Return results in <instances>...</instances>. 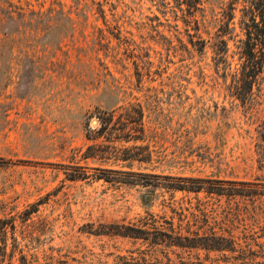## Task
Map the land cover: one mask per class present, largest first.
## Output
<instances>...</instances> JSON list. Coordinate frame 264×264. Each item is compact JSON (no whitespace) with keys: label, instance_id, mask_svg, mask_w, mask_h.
<instances>
[{"label":"rangeland","instance_id":"obj_1","mask_svg":"<svg viewBox=\"0 0 264 264\" xmlns=\"http://www.w3.org/2000/svg\"><path fill=\"white\" fill-rule=\"evenodd\" d=\"M228 1L200 0L197 25L188 0H0V216L37 206L29 264H114L147 245L115 228L264 231L249 197L172 186L264 175V81L243 104L214 67ZM102 110L110 128L93 138Z\"/></svg>","mask_w":264,"mask_h":264},{"label":"trees","instance_id":"obj_2","mask_svg":"<svg viewBox=\"0 0 264 264\" xmlns=\"http://www.w3.org/2000/svg\"><path fill=\"white\" fill-rule=\"evenodd\" d=\"M238 3L240 6L238 7ZM200 7V0H188L189 21L198 25L196 10ZM236 10L239 11L238 20L235 22ZM214 41V67L221 69V76L225 81L228 93L241 103L250 105L262 89L264 81V0H229L223 8ZM237 23V24H236ZM236 25L239 27L235 31ZM235 36H238L235 39ZM234 40V48L230 50L229 41ZM198 50H202L205 41L201 38L191 40ZM235 63L232 66V60ZM138 114V129L143 132L141 110ZM111 112L102 110L98 117L100 124L94 130L93 138L104 135L110 128ZM257 139L255 150L258 161L264 164V115L257 123ZM131 134L123 130L118 139H127ZM141 137V136H137ZM100 144H89L88 149ZM135 146L143 147L138 144ZM95 152L86 154L93 156ZM204 181H207L205 184ZM178 189L193 191L204 190L217 196H232L238 194L253 200L252 215H264V175H256L251 180H236L222 178L186 177L183 183L172 185ZM37 210L32 203L19 214L0 216V260L6 264H29L24 251L28 242L33 238L29 229L28 219ZM20 217L24 225L22 242L16 235V217ZM127 229V228H126ZM115 228L112 232L133 237H140L147 241L145 247L129 249L128 254H117L114 264H264V240L259 241L257 236H264V231L259 234L248 233L245 240H238L231 230H211L200 233L197 230L185 232L170 226L169 229L132 228L134 231ZM249 239V240H246ZM203 256H200V250ZM213 253L214 255H211ZM14 259H18L17 261Z\"/></svg>","mask_w":264,"mask_h":264}]
</instances>
